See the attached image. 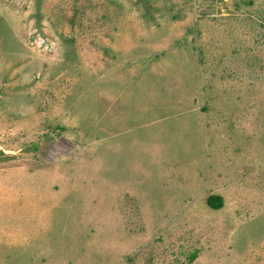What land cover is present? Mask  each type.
<instances>
[{"label":"rangeland","instance_id":"374dc122","mask_svg":"<svg viewBox=\"0 0 264 264\" xmlns=\"http://www.w3.org/2000/svg\"><path fill=\"white\" fill-rule=\"evenodd\" d=\"M0 264H264V0H0Z\"/></svg>","mask_w":264,"mask_h":264},{"label":"trees","instance_id":"16d2710c","mask_svg":"<svg viewBox=\"0 0 264 264\" xmlns=\"http://www.w3.org/2000/svg\"><path fill=\"white\" fill-rule=\"evenodd\" d=\"M208 205L210 208H212L214 210H220L224 206V199L221 196L212 195L208 199ZM196 258H197V256H196V254H194L191 257L190 261L194 262Z\"/></svg>","mask_w":264,"mask_h":264}]
</instances>
